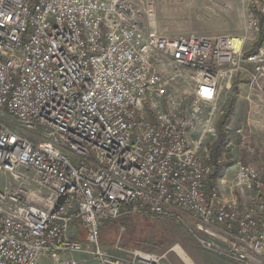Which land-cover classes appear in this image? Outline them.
I'll use <instances>...</instances> for the list:
<instances>
[{
  "label": "built area",
  "instance_id": "built-area-1",
  "mask_svg": "<svg viewBox=\"0 0 264 264\" xmlns=\"http://www.w3.org/2000/svg\"><path fill=\"white\" fill-rule=\"evenodd\" d=\"M263 15L264 0H248L237 49L235 36L156 31L153 0H0V264H79L60 258L74 252L121 264L99 228L132 214L264 264V183L236 163L247 203L212 186L222 159L206 111L245 64L264 80V47L244 49ZM37 127L45 137L27 136ZM81 226L87 241L74 237Z\"/></svg>",
  "mask_w": 264,
  "mask_h": 264
},
{
  "label": "rangeland",
  "instance_id": "rangeland-1",
  "mask_svg": "<svg viewBox=\"0 0 264 264\" xmlns=\"http://www.w3.org/2000/svg\"><path fill=\"white\" fill-rule=\"evenodd\" d=\"M247 6L248 0H153L151 24L156 31L168 36L241 37L245 34ZM254 33L255 38L245 43L246 51L264 47V20L261 29L259 26ZM244 68L230 81L221 82L213 109L206 108L217 124L227 112L228 105L232 104L226 123L230 139L228 145L224 144L215 151L222 159V171L215 176L212 186H217L220 194L237 199L241 197L235 186V171L230 166L252 164L264 182V80L261 78L252 83L247 72L249 65L245 64ZM237 128L241 129L239 133L235 132ZM26 134L31 138H43L45 129L37 127ZM81 230L83 238L76 239L87 241V231L83 226ZM99 242L121 264H223L226 259L203 249L185 224L162 216L132 214L112 221L104 220L99 228ZM81 254L74 252L60 258L79 260ZM142 258H148L151 263L143 262ZM52 261V254L39 258V264H51ZM93 264L100 263L96 260Z\"/></svg>",
  "mask_w": 264,
  "mask_h": 264
},
{
  "label": "trees",
  "instance_id": "trees-1",
  "mask_svg": "<svg viewBox=\"0 0 264 264\" xmlns=\"http://www.w3.org/2000/svg\"><path fill=\"white\" fill-rule=\"evenodd\" d=\"M263 20H264V18H263V16H261L260 29H261V24L263 23ZM231 106H232V104L228 105L227 112L224 114V116H222L221 120H218V122L216 124L217 138H216V142H215V146H214V150H213L214 156H217L215 154V151L217 150V148H219L220 146L224 145L228 141V137H227L228 128H227L226 123L229 120V112L228 111L231 109ZM220 169H221V167L216 170V172L213 175L212 179H214L215 176L220 172Z\"/></svg>",
  "mask_w": 264,
  "mask_h": 264
},
{
  "label": "crops",
  "instance_id": "crops-1",
  "mask_svg": "<svg viewBox=\"0 0 264 264\" xmlns=\"http://www.w3.org/2000/svg\"><path fill=\"white\" fill-rule=\"evenodd\" d=\"M204 36H213V35H204ZM229 127V126H228ZM231 167V166H230ZM226 169H229V167H227ZM225 169V170H226ZM234 170V169H233ZM228 171V170H227ZM228 197V196H227ZM236 197V196H235ZM244 203H247V198L246 197H243L242 199H241ZM73 234H74V237L76 238V237H79V236H81L80 238L82 239L83 238V236H84V232L81 230V229H79L78 230V232L76 231V232H73ZM78 261V263L79 264H93V263H95V258L92 256V255H89V254H81V255H79V260H77ZM229 262H232V264L234 263V264H240V263H238V262H235V261H231V260H228V259H225V261H224V263L223 264H231V263H229Z\"/></svg>",
  "mask_w": 264,
  "mask_h": 264
},
{
  "label": "bare ground",
  "instance_id": "bare-ground-1",
  "mask_svg": "<svg viewBox=\"0 0 264 264\" xmlns=\"http://www.w3.org/2000/svg\"><path fill=\"white\" fill-rule=\"evenodd\" d=\"M233 42H234L235 47L238 49L241 45V37L235 36Z\"/></svg>",
  "mask_w": 264,
  "mask_h": 264
}]
</instances>
